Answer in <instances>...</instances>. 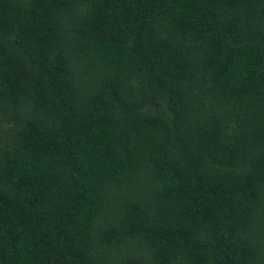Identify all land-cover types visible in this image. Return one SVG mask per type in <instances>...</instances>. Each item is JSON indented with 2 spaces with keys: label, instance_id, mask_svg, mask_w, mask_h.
Here are the masks:
<instances>
[{
  "label": "trees",
  "instance_id": "1",
  "mask_svg": "<svg viewBox=\"0 0 264 264\" xmlns=\"http://www.w3.org/2000/svg\"><path fill=\"white\" fill-rule=\"evenodd\" d=\"M0 264H264V0H0Z\"/></svg>",
  "mask_w": 264,
  "mask_h": 264
}]
</instances>
